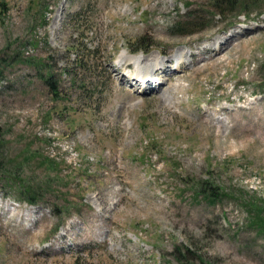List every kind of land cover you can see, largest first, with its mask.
I'll return each mask as SVG.
<instances>
[{"label": "rangeland", "instance_id": "obj_1", "mask_svg": "<svg viewBox=\"0 0 264 264\" xmlns=\"http://www.w3.org/2000/svg\"><path fill=\"white\" fill-rule=\"evenodd\" d=\"M209 3L0 0V264H264V4Z\"/></svg>", "mask_w": 264, "mask_h": 264}, {"label": "bare ground", "instance_id": "obj_2", "mask_svg": "<svg viewBox=\"0 0 264 264\" xmlns=\"http://www.w3.org/2000/svg\"><path fill=\"white\" fill-rule=\"evenodd\" d=\"M224 43H227V42L224 41ZM182 55H183V51H179L176 54L171 55L170 58L178 57V58L181 59ZM155 56L156 55H154V54H152V55L150 54L149 56H145L146 57L145 60L146 59H150V61H147V63L145 62L144 59L143 60H141V59L139 60V59H136V58L133 59L134 62L131 61V62L128 63V64L131 63V65H133L136 61H137L138 64L141 63V68L143 70L142 73L138 74V75L134 74V77H133L134 81L136 79V82H134V85L137 84V83L139 84V90L143 88L146 92H151L152 93L156 88H158L160 90L162 88L163 84L165 83L164 82L165 78H158L157 80H155V81H157V83L152 79V77H153V76H151L152 71H153V73L154 72H158L160 74L165 73V75H167L170 72V71H168L166 69L167 68V64L165 63L166 61H163L161 59L158 60V58L155 57ZM118 58H119L118 67L117 66L113 67L112 71L115 72V76L118 78V80L123 81L127 77V74L120 71V66L126 65L127 58H126L125 54H122ZM178 62H176V66L175 67L171 68L172 70L174 68H176V67H180V65L177 66ZM189 63H191V61ZM141 78H145V79L147 78V82H146V80H143ZM151 79L153 81H151ZM145 82H146V85H145ZM131 84H133V83H131Z\"/></svg>", "mask_w": 264, "mask_h": 264}, {"label": "trees", "instance_id": "obj_3", "mask_svg": "<svg viewBox=\"0 0 264 264\" xmlns=\"http://www.w3.org/2000/svg\"><path fill=\"white\" fill-rule=\"evenodd\" d=\"M209 2H210L209 4L212 5V7L215 9L216 14H223L225 11L230 10L231 8L235 7V3H237L239 6L244 7L245 10L243 12V15L248 13L246 10L247 5L257 6V5H263L264 4V0H209ZM225 7H226V9H225ZM249 13H250V11H249ZM234 15H235V17L238 16L237 13ZM205 188H208L206 186V182L201 181V185H199V192L200 193L205 192ZM37 193H38L37 191H33L30 189H27V190L19 189L18 190L19 196L22 194L27 195L28 200L31 202L35 201V199H36L35 196ZM212 193H214V190L210 189L206 192V194H204V196L211 197L213 195Z\"/></svg>", "mask_w": 264, "mask_h": 264}]
</instances>
